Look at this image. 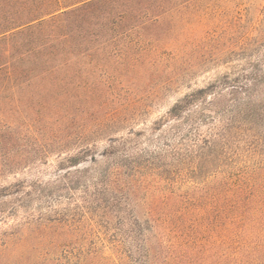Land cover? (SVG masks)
I'll return each mask as SVG.
<instances>
[{
    "label": "rangeland",
    "instance_id": "1",
    "mask_svg": "<svg viewBox=\"0 0 264 264\" xmlns=\"http://www.w3.org/2000/svg\"><path fill=\"white\" fill-rule=\"evenodd\" d=\"M195 3L115 43L76 46L87 52L55 79L0 99V192L13 186L0 194V264L118 261L120 243L167 244V223L200 221L221 184L264 192V0Z\"/></svg>",
    "mask_w": 264,
    "mask_h": 264
},
{
    "label": "trees",
    "instance_id": "2",
    "mask_svg": "<svg viewBox=\"0 0 264 264\" xmlns=\"http://www.w3.org/2000/svg\"><path fill=\"white\" fill-rule=\"evenodd\" d=\"M189 2L0 0V99L10 95L21 101V92L32 85V80L55 79L61 66L87 52L85 49L77 54L72 48H86L93 43L102 46L136 29L147 31L166 15L197 7V3ZM231 82L224 77L219 86L223 88ZM217 86L186 96L170 111V118H179ZM230 94L237 95L236 91ZM80 162L79 157H73L71 165ZM244 184H221L211 207L203 209L200 221L169 222L166 227L163 224L171 238L168 245L162 238L153 245L147 235L139 232L141 235L128 241L129 251L122 249L126 244H119L118 261L104 257L99 264H264V192ZM12 188H3L0 194ZM156 226L163 233L161 225ZM194 232L202 239L213 233L214 245L193 238ZM75 258L76 264L89 262L84 255ZM68 264H74L73 260ZM87 264L97 263L92 260Z\"/></svg>",
    "mask_w": 264,
    "mask_h": 264
}]
</instances>
